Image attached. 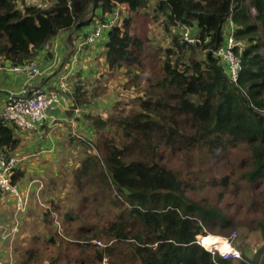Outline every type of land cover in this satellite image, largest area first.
<instances>
[{
	"label": "trees",
	"instance_id": "trees-1",
	"mask_svg": "<svg viewBox=\"0 0 264 264\" xmlns=\"http://www.w3.org/2000/svg\"><path fill=\"white\" fill-rule=\"evenodd\" d=\"M22 1L0 0V71L52 59L53 43L64 34L70 59L78 47L75 37L84 41L125 6L128 15L95 45L83 46L80 61L85 50L103 47L108 70H137L155 89L138 98L136 110L127 111L118 102L115 113L106 118L86 116L96 139L78 141L87 156L75 170L73 188L83 195L84 204L94 197L99 206L120 211L108 226L95 227L91 236L69 240L57 229L59 215L53 213L60 207L51 198L52 209L43 213L50 238L43 240L58 251L48 264H60L70 257L69 250L72 255L79 252L78 261L89 254L93 264H103L106 258L109 264H258L259 255L248 259L241 252L242 259L224 261L197 243L198 236L203 243L204 236L223 235L237 226L223 212L187 197L186 182L163 159L165 150L205 154L218 162L230 149L243 147L248 156L240 164L242 179L253 186L264 183V0H53L47 6H23ZM161 18L171 36L167 47L154 45L150 30ZM229 18L241 44L236 49L242 58L237 83L215 56ZM184 29L200 43H186ZM48 44L51 48L45 51ZM74 85L71 96L88 105L80 94L86 86ZM17 130L0 120V152L7 156L21 146ZM120 130L123 141L117 139ZM25 175L20 164L12 183H20ZM221 184L226 188L229 178ZM72 214L65 213L63 219H75ZM214 226L215 233L205 229ZM258 227L264 235V223ZM102 236L113 241L104 249L91 242ZM22 246L20 242L15 249L17 264H43L38 249Z\"/></svg>",
	"mask_w": 264,
	"mask_h": 264
},
{
	"label": "rangeland",
	"instance_id": "rangeland-1",
	"mask_svg": "<svg viewBox=\"0 0 264 264\" xmlns=\"http://www.w3.org/2000/svg\"><path fill=\"white\" fill-rule=\"evenodd\" d=\"M22 2L23 6H47L53 0H23ZM118 11L120 12L118 21L121 22L128 15V12L125 6H120ZM255 13L252 10V14L255 15ZM162 19L153 22L150 30L154 45L158 44L162 45V47H167L171 41V36L164 30L161 22ZM78 43V41L75 42L76 47ZM90 52L92 51H88L89 55L87 56H82L81 54L82 58L79 61L86 68H89L86 69L89 78L84 80L81 78L78 80L75 77L77 79L75 82L86 86L80 94L85 95L88 105L91 102H96L97 106L93 111L98 116H101L100 112L106 115H102L105 118L115 113L114 105L118 102L127 111L136 110L139 107L138 98L146 97V92L155 91L151 87V84L146 82V76L139 74L137 70L129 73L127 69H123L112 73L105 65V60L100 50H98V53H100L98 56L96 54V56H91ZM73 69L70 68L68 71L73 73ZM97 75L100 77L98 80L95 78ZM107 102L109 103L108 106L106 105ZM79 105V108L82 109L85 107L81 106H87L81 105L80 103ZM98 105L102 106V109L99 111ZM71 126L67 124V126L63 127V135L59 138H54V140H57L56 146H59V151L53 152L50 158L46 160L44 154H37L29 160L28 164H31V166L26 168L25 178L20 182L19 188L22 193L30 188L31 191H29L28 198L29 203L32 204V208L30 209L28 206L26 211L16 212V198L13 195L11 197L13 199L12 203L14 204L12 207H2L0 204V212H4L2 214L4 219L3 223L7 225L8 233H12V229L18 228V232L12 233L9 238L0 242V264H17L15 249L19 242H23V246L29 249H38V260L40 263L48 264L51 257L55 258L57 256V247L47 245L45 240H43L45 237H47L46 240L50 238L48 237L47 224L44 223L43 213L46 210L52 209V205L50 203L48 204V201L53 197L60 207L58 211L53 213V217H56L57 214L59 215L60 225L57 226V229L62 235L68 236L69 240L91 236L95 227L103 228L104 226H108L114 220L116 213H119L120 209L118 208L109 205L99 206V203H94V197L90 198L91 202L84 204L83 195L73 188L75 170L79 167L82 159L87 156L85 155V145L78 141H83L81 140L83 138L91 142L96 137L93 133L89 135L84 134L82 130H79L77 125L75 128ZM26 138L28 142L25 143L24 149L28 150H38V147L44 148L43 145L49 141L48 138L40 140L37 134H26ZM117 139H122V141L124 139L121 130L119 131V135H117ZM122 141L120 142L121 146ZM164 156L163 161L173 168L182 180L186 182L184 185L186 196L196 203L211 206L231 217L237 226L233 230L238 232L237 248L248 259L255 258L259 255L258 264H264V235L260 232V227H258L261 222L262 225L264 223V183L253 186L247 184L242 179L243 170L240 164L248 156L245 148L238 147L230 149L226 157L218 162L215 160L209 161V158H206L205 154L199 153L173 155L169 151L164 150ZM127 158L131 159L133 156H127ZM40 161H44L48 167L44 169L40 168L42 166ZM56 161L59 162L56 163ZM55 164H57L56 170H54ZM38 169H43V174L38 173ZM225 177L229 178V185L226 188L221 184ZM1 202L4 203L5 201ZM67 212L73 213L72 215L75 219L71 221L63 219V215ZM78 214L80 218H76ZM54 227L52 229L53 231ZM81 229L83 233H81ZM205 229L210 233H215L217 226H214L212 230ZM233 231L228 230L223 235H210L218 238L228 237ZM38 235L42 238L39 239ZM210 235L204 236V245H207L205 240ZM16 241L19 242L16 244ZM96 241H101L105 246H98ZM91 242L99 248L104 249L106 245H111L113 241L108 243V238L102 236ZM221 245L213 243L209 247L213 246L214 248ZM71 253L72 251L69 250L66 255L70 254V257L61 260L60 264H93V260L89 254L86 260L78 261L76 256L79 255V252H76L74 255ZM103 264H109L107 258Z\"/></svg>",
	"mask_w": 264,
	"mask_h": 264
},
{
	"label": "built area",
	"instance_id": "built-area-1",
	"mask_svg": "<svg viewBox=\"0 0 264 264\" xmlns=\"http://www.w3.org/2000/svg\"><path fill=\"white\" fill-rule=\"evenodd\" d=\"M118 17H120V12L116 10L111 18L86 36L84 41L78 45L77 51L71 56V65L76 66L79 63L80 51L83 46H93L106 37L104 33L113 28L118 21ZM234 32L235 23L229 18L225 29L224 42L215 51V56L225 66L230 80L237 83L241 76L242 58L236 53V49L241 44L235 39ZM182 35L183 40L188 44L200 43V40L189 29H184ZM57 45V42L53 43L54 49L58 47ZM50 48L48 44L44 47V50L48 51ZM2 70L24 76L25 85L19 92L6 95L4 105L0 111V120L15 126L23 132L37 134L40 140H44L47 136H50L57 125L56 111L66 107L70 100L72 88L69 82L72 73L70 71L63 72L54 86L42 88L33 82L37 77L43 75L42 62L37 59L29 61L22 66L4 67ZM21 161L17 156H7L0 152V193L11 194L16 198V212L26 211L30 204L28 198L29 191H31L30 188L22 193L18 184L12 183ZM11 231L12 233L18 232V228H14ZM12 233H8L6 228L3 232L4 239L9 238ZM220 239L221 244L224 246L214 247L213 249H208L203 245L199 236L197 237V243L212 255L219 254L224 261L242 259V253L236 246L238 240L237 231H233L230 236L221 237ZM96 244L100 247L105 246L101 241H96Z\"/></svg>",
	"mask_w": 264,
	"mask_h": 264
},
{
	"label": "crops",
	"instance_id": "crops-1",
	"mask_svg": "<svg viewBox=\"0 0 264 264\" xmlns=\"http://www.w3.org/2000/svg\"><path fill=\"white\" fill-rule=\"evenodd\" d=\"M82 37L79 38V36L76 38V40L74 41V43L76 41H78V45L81 43L80 41ZM76 46V45H75ZM68 40H67V35L64 34L59 38V43H58V47L55 50V53L52 57V59L50 60H45L43 58L39 59V61L42 62V70H43V75H41L40 77H37L33 82L38 85L41 86L42 88H50L52 86H54L58 80V77L60 76L61 73L63 72H67L68 69L74 68L73 69V73L71 75L72 80V94L74 95L75 91H74V84H76L75 81H77V79L75 77L78 78V80H80L81 78L84 79H88V72L86 69L85 65H83L81 62L78 63V65L74 66L73 64L71 65V61L68 57ZM97 50V48H96ZM93 51L91 52V56H98V54H100L103 51V47L99 48L100 53H98V51ZM94 52V53H93ZM88 54V51H84L83 55ZM96 54V55H95ZM71 68V69H72ZM75 78V79H74ZM97 80L100 78L98 75L95 77ZM74 83V84H73ZM25 85V78L24 76L20 75V74H16V73H9L6 72L4 70L0 71V111L4 105L5 102V98L6 95L8 93H17L19 92L22 87H24ZM71 96L70 100L67 104L66 107L60 108L58 111H56L55 116L57 118V125L55 126L53 132L50 134V136H47L46 138L49 139L47 144H44L43 147L44 148H37L38 150H28V149H24L25 147V143L28 142V139L26 138V134H32V133H27V132H23L21 130H17V136L21 139V146L19 147V149H17L16 152L13 153L14 156H17L18 158H20L21 161V170H26V168H29L31 166V164L29 163V160L31 158H34L37 154H44L45 156V160L47 158H50L51 154L55 151H59V146H56V141L54 140V138H59L61 135H63V127L67 126V124H70L75 128L76 125L78 126L79 130H82L84 134H92L93 133V129L91 127V123L89 121V119L86 118V116H94V115H98L96 113H94V109L97 106L96 102H91L89 105L87 106H81V107H85V108H79L80 105L78 104V101L76 100V96ZM94 97V96H92ZM97 99V98H96ZM108 102L106 103V105L108 106ZM102 109L101 105H98V111ZM101 115H105L102 114V112H100ZM77 130V129H76ZM78 132V131H77ZM45 138V139H46ZM23 147V149H22ZM42 163V166L40 168H46L48 167V165L45 164L44 161H40ZM59 161H56V163H58ZM25 165H27L25 167ZM56 166L57 164L54 165V170H56ZM25 167V169H24ZM43 169H38V173H42L43 174ZM20 183H18L19 186ZM23 186V184H22ZM21 186V188H22ZM23 189V188H22ZM0 201H5L4 203L1 202L0 204L2 205V207H12L14 204L13 199L11 198L12 195L11 194H5V193H0ZM12 199V200H11ZM10 204V205H9ZM30 209L32 208V204H29ZM29 209V210H30ZM4 212L1 211L0 212V242H3L4 239V230L7 228V225L5 223H3V214ZM17 242V241H16ZM19 242V241H18ZM20 243V242H19ZM22 244L24 245V243L22 242Z\"/></svg>",
	"mask_w": 264,
	"mask_h": 264
},
{
	"label": "bare ground",
	"instance_id": "bare-ground-1",
	"mask_svg": "<svg viewBox=\"0 0 264 264\" xmlns=\"http://www.w3.org/2000/svg\"><path fill=\"white\" fill-rule=\"evenodd\" d=\"M200 240H201V238H200ZM206 241V243H207V245H206V247L208 248V249H211V248H213V246H211V247H209L210 246V244H213V243H218V244H221V239L220 238H218V237H215V236H212V235H210V236H208L207 237V239L205 240ZM202 242V241H201ZM203 245H204V243H203ZM216 246V245H215ZM222 246H224V245H221V247Z\"/></svg>",
	"mask_w": 264,
	"mask_h": 264
}]
</instances>
